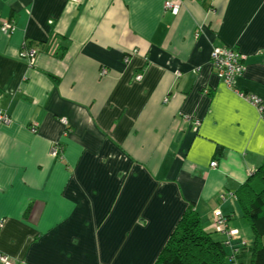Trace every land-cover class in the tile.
<instances>
[{
  "label": "crops",
  "instance_id": "0c3cea01",
  "mask_svg": "<svg viewBox=\"0 0 264 264\" xmlns=\"http://www.w3.org/2000/svg\"><path fill=\"white\" fill-rule=\"evenodd\" d=\"M0 15L16 25L0 31V264H154L189 204L250 264L236 193L264 162V109L210 59L242 53L235 86L264 105V0H0Z\"/></svg>",
  "mask_w": 264,
  "mask_h": 264
},
{
  "label": "trees",
  "instance_id": "16d2710c",
  "mask_svg": "<svg viewBox=\"0 0 264 264\" xmlns=\"http://www.w3.org/2000/svg\"><path fill=\"white\" fill-rule=\"evenodd\" d=\"M217 152L223 153V147L218 146ZM236 194L255 234L250 264H264V162ZM228 258L222 241L202 226L195 206L189 204L154 264H229Z\"/></svg>",
  "mask_w": 264,
  "mask_h": 264
},
{
  "label": "built area",
  "instance_id": "2783aa9c",
  "mask_svg": "<svg viewBox=\"0 0 264 264\" xmlns=\"http://www.w3.org/2000/svg\"><path fill=\"white\" fill-rule=\"evenodd\" d=\"M166 6L172 8L174 11L178 10V6L171 1H166ZM16 29L14 19H3L0 15V31L4 35H10ZM38 50L34 47H28L23 45L20 51V55L28 59L29 64L32 65L36 61ZM211 61L213 67L215 69L216 75L219 79H221L228 87L232 88L239 94L240 96L246 98L251 103L255 104L260 111L264 109L262 99L253 93H245L239 88L235 86V80L238 76L242 75L246 69V65L244 63V55L238 52L232 47L229 46H215L211 52ZM106 69L102 70V73H105ZM136 80L142 79V74L136 75ZM61 121L67 125L68 119L66 117H62ZM11 122L10 114L0 108V124H7ZM35 130V126L32 127ZM63 146L61 142L55 141L51 148L50 154L54 157H62ZM211 166H216V160L212 161ZM1 225V223H0ZM214 226L220 232L221 230L224 231L226 226V218L222 213V210L218 209L215 211L214 214ZM236 232L235 230H230L228 233L231 235L232 233ZM0 258L8 261L7 257L1 256Z\"/></svg>",
  "mask_w": 264,
  "mask_h": 264
},
{
  "label": "bare ground",
  "instance_id": "6f19581e",
  "mask_svg": "<svg viewBox=\"0 0 264 264\" xmlns=\"http://www.w3.org/2000/svg\"><path fill=\"white\" fill-rule=\"evenodd\" d=\"M211 60V59H210ZM211 64H212V61H211ZM213 65V64H212Z\"/></svg>",
  "mask_w": 264,
  "mask_h": 264
},
{
  "label": "rangeland",
  "instance_id": "374dc122",
  "mask_svg": "<svg viewBox=\"0 0 264 264\" xmlns=\"http://www.w3.org/2000/svg\"><path fill=\"white\" fill-rule=\"evenodd\" d=\"M215 230H217V229H215ZM218 231V230H217Z\"/></svg>",
  "mask_w": 264,
  "mask_h": 264
}]
</instances>
